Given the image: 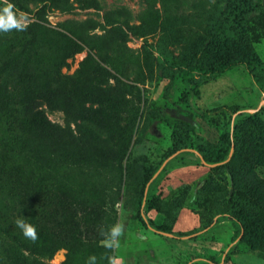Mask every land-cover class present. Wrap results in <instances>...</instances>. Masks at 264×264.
Segmentation results:
<instances>
[{
	"label": "rangeland",
	"instance_id": "1",
	"mask_svg": "<svg viewBox=\"0 0 264 264\" xmlns=\"http://www.w3.org/2000/svg\"><path fill=\"white\" fill-rule=\"evenodd\" d=\"M93 1L74 4L67 12L51 9L38 15L30 6L25 13L29 15V23L36 21L50 27L68 20L90 22V32L97 36L108 34L114 27L125 41L128 51L118 60L110 61L114 80L110 78L97 85L114 87L118 91L114 92L120 101L115 118L123 134L126 156L115 165L107 162L104 174L87 171L84 175L89 177L73 174L80 182L86 181V188L90 190L88 180L94 182L96 190L90 192L95 199H102L98 207L105 206L104 214L110 227L121 223L124 232L120 247L109 250L92 235L96 227L86 230L82 216L78 217L77 227L65 224L59 236L62 239L70 233L73 238L76 234L79 237L76 243L79 249L73 261L67 262L68 251L59 248L51 260L43 262L87 264L89 257L95 256L96 264H109L108 257L117 256L121 264H192L208 258H213L217 264H230L232 254H228V250L241 236L238 225L228 218L229 197L235 191L231 170L202 166L197 155L185 149L203 153L209 148L221 151L225 148V133H232L237 124L241 127L239 130H243L240 139L251 141L257 137V131L250 124L240 122L255 114L264 123V0H180L179 12H169L163 17L164 34L159 30L160 14L148 11L145 0ZM234 2L243 10V22L234 25L235 34L255 29L261 37L254 45L260 63L254 69L262 77L259 83L253 81L243 65L206 78L166 68L157 54V47L165 49V57L170 59L189 44L198 46L202 37H210L212 33L228 38L231 31L217 24L219 13ZM5 6L4 0H0V9ZM16 10L19 9L15 6ZM238 13L239 10L235 12ZM233 17L231 15L230 20ZM259 21L262 28L257 26ZM3 37L5 33L0 32V58L7 51ZM86 56L87 51L76 54L61 69V74L74 75ZM39 106L53 124L70 126L75 131V124H68L62 112L51 111L44 104ZM86 106L110 109L97 102ZM176 139L182 140L185 148L169 157L150 181L143 203V167H157L173 151ZM106 142L112 149L119 146L118 138ZM6 156L0 158L2 213L14 200L25 194L38 195L41 189L25 160L17 155ZM254 171L264 179V166H255ZM261 195L255 199L254 210L264 211ZM117 204L121 205L119 210ZM154 204L158 210L149 208ZM208 222H212L211 226L202 231ZM165 224L171 226L173 234L156 229ZM73 229L76 234L72 233ZM247 252L256 255L264 252V243L257 250L240 243L233 253ZM243 258L253 260L251 256Z\"/></svg>",
	"mask_w": 264,
	"mask_h": 264
},
{
	"label": "trees",
	"instance_id": "2",
	"mask_svg": "<svg viewBox=\"0 0 264 264\" xmlns=\"http://www.w3.org/2000/svg\"><path fill=\"white\" fill-rule=\"evenodd\" d=\"M8 1L23 12L32 6L38 15L51 9L67 12L74 4L94 3L93 0ZM171 2L145 0L148 11L161 16V34L165 32L162 20L169 12L177 14L180 10V0ZM157 5L159 8H155ZM237 10L240 14L236 15ZM231 15L234 17L230 20ZM241 15L243 10L235 2L227 4L219 13L217 25L231 31L228 38L212 33L210 37H202L198 46L189 44L170 59L165 57V49L161 47L156 48L157 54L166 68L201 78L222 75L232 67L243 65L253 81L259 83L262 77L254 69L260 65L254 45L261 37L255 29L235 34L234 25L243 22ZM89 23L68 20L50 27L34 21L25 31L12 30L3 37L7 51L0 58V158L11 154L25 160L41 189L38 195L25 194L10 203L7 211L0 212V264H47L43 261L51 260L59 248L68 251L67 262L73 261L79 249L77 231L72 230L75 238L70 233L62 239L59 236L65 224L77 227V218L81 216L87 225L86 230L91 231L90 226L96 227L91 232L97 241L104 239L100 235L101 229L107 232L111 228L104 214L105 206L98 207L102 199H95L90 192L96 190L94 182L88 180L90 190L86 188V181L80 182L73 174L84 175L85 171L104 174L107 162L115 165L126 156L123 134L115 118L120 101L114 92L118 91L97 83L110 78L114 80L110 61L118 60L128 48L114 27L108 34L97 36L91 34ZM259 24L260 21L258 28L261 27ZM83 51H87V56L74 75L63 76L61 69L68 65V60ZM93 102L110 109L86 106ZM40 104L51 111L62 112L68 124H75V131L70 126L53 124L39 108ZM167 123L171 124L169 119ZM240 123L250 124L257 131V137L251 141L240 139L243 130H239L241 127L237 124L232 133H225L223 150L209 148L206 153L198 150L202 160L195 155L202 166L215 165L231 170L235 191L229 197L228 218L238 225L239 235L242 233L228 250L232 255L237 244H248L251 250H257L264 243V211L254 210L256 197L260 194L264 197V179L254 171L255 166H264V123L255 114ZM114 138L119 139L116 149L110 148L106 142ZM185 146L182 140L176 139L173 151L157 167H143L141 198L162 163ZM149 208L157 209V205ZM18 218H25L37 228L35 242L25 238L22 230L16 227ZM142 223L148 226L144 220ZM211 224H204L202 231ZM156 229L173 234L168 224ZM257 257L264 259V252L258 253ZM199 262L217 264L213 258L192 264Z\"/></svg>",
	"mask_w": 264,
	"mask_h": 264
},
{
	"label": "clouds",
	"instance_id": "3",
	"mask_svg": "<svg viewBox=\"0 0 264 264\" xmlns=\"http://www.w3.org/2000/svg\"><path fill=\"white\" fill-rule=\"evenodd\" d=\"M5 7L0 9V32L7 33L12 30L25 31L29 24V15L23 11H14V5L8 3V0H4ZM119 210L120 204L116 205ZM16 227L20 228L25 238L35 242L38 239L37 228L26 222L25 218H18L15 221ZM124 225L117 223L113 225L107 232L103 229L100 231V235L104 237L100 241V244L109 250H116L120 247V237L123 235ZM109 264H121L119 257L109 256ZM87 264H96V257L91 256Z\"/></svg>",
	"mask_w": 264,
	"mask_h": 264
},
{
	"label": "crops",
	"instance_id": "4",
	"mask_svg": "<svg viewBox=\"0 0 264 264\" xmlns=\"http://www.w3.org/2000/svg\"><path fill=\"white\" fill-rule=\"evenodd\" d=\"M223 245V244H221ZM224 246V245H223ZM221 248V246H220ZM246 256H251L253 260H250L249 258H243ZM201 260V259H199ZM230 264H264V259L258 258L257 255L253 252H247V253H235L232 255L231 260L229 262Z\"/></svg>",
	"mask_w": 264,
	"mask_h": 264
},
{
	"label": "water",
	"instance_id": "5",
	"mask_svg": "<svg viewBox=\"0 0 264 264\" xmlns=\"http://www.w3.org/2000/svg\"><path fill=\"white\" fill-rule=\"evenodd\" d=\"M250 112H254V111H250ZM186 151H189V152H191V153H194L195 155H197L201 160H202V157L200 156V154L198 153V152H196L195 150H193V149H185ZM179 152V151H178ZM178 152H176V153H178ZM175 153V154H176ZM230 155H231V153H230ZM229 155V156H230ZM168 161V159H166L163 163H162V165H161V167H160V169L166 164V162ZM204 163V162H203ZM210 167H215V165H210ZM159 169V170H160ZM159 170L157 171V173L159 172ZM156 173V174H157ZM156 174L154 175V177L156 176ZM153 177V178H154ZM148 185H149V183L146 185V187H145V191H144V198H143V203H144V201H145V196H146V192H147V189H148ZM168 235V234H167ZM241 235H242V233H241Z\"/></svg>",
	"mask_w": 264,
	"mask_h": 264
}]
</instances>
